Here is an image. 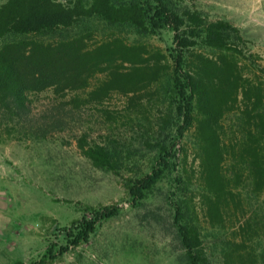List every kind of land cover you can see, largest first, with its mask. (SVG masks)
Returning a JSON list of instances; mask_svg holds the SVG:
<instances>
[{
	"label": "rangeland",
	"instance_id": "1",
	"mask_svg": "<svg viewBox=\"0 0 264 264\" xmlns=\"http://www.w3.org/2000/svg\"><path fill=\"white\" fill-rule=\"evenodd\" d=\"M170 6L236 26L245 41L233 33L227 40L242 49L243 74L264 81V0H173ZM11 43L32 57L63 56L59 64L65 65L48 86L27 88L23 106L0 95V264H30L49 248L55 254L72 238L61 229L107 205L117 213L48 264H187L177 206L181 222L197 228L210 264H264V223L254 217L264 216L260 196L240 187L244 205L229 201L223 223L206 212L193 128H181L175 109L170 28L141 33L90 15L50 33L0 39V47ZM199 53L219 59L222 51L201 42L185 51L194 64ZM236 108L221 119L227 136ZM97 145L109 153L113 169L95 166L84 154ZM160 157L167 160L164 173L133 201L125 182L150 173ZM229 172L224 164L223 173Z\"/></svg>",
	"mask_w": 264,
	"mask_h": 264
},
{
	"label": "trees",
	"instance_id": "2",
	"mask_svg": "<svg viewBox=\"0 0 264 264\" xmlns=\"http://www.w3.org/2000/svg\"><path fill=\"white\" fill-rule=\"evenodd\" d=\"M172 1L130 0L117 4L112 0H92L85 5L83 0H74L71 4L58 0H7L0 5V39L9 33H50L70 26L81 16L90 15H97L110 24L129 23L141 33L170 28L175 45L172 80L178 99L176 113L182 119L183 130L193 128L206 212L211 220L223 223V211L228 208L229 201L235 207L244 205L240 187L257 194L264 202V81L243 74L242 49L231 46L227 40L233 33L236 39L245 41L236 26L224 19L208 20L196 9L179 12L170 6ZM200 42L222 51L219 59L199 53L198 63L191 62L185 51ZM21 49L22 45L16 43L0 47V95L11 96V102L17 106H23V93L27 88L48 86L55 79H52L55 73L65 65L64 62L59 64L63 56L56 59L47 52H40L32 57ZM233 106H237L238 112L229 125L231 132L227 136L221 119ZM84 154L95 166L113 169L109 153L103 146L89 147ZM224 164L229 174L223 173ZM166 167L167 160L160 157L150 173L127 180L125 187L131 199H143ZM246 197L249 199L250 194ZM117 211V206H102L93 209L89 218L83 215L73 221L70 227L60 230L66 240L72 237L70 242L55 254L49 248L40 260L30 264L50 263L70 244L86 241L102 220ZM175 211L187 264H210L197 228L181 222L179 206ZM254 217H260V222L264 223L263 212L260 216L255 213ZM241 242L243 239L238 243ZM247 255L249 261L255 263L253 253L248 251ZM16 264L24 263L17 261Z\"/></svg>",
	"mask_w": 264,
	"mask_h": 264
}]
</instances>
